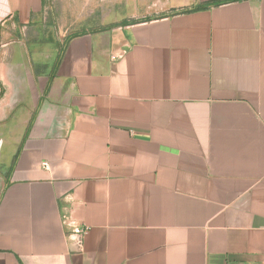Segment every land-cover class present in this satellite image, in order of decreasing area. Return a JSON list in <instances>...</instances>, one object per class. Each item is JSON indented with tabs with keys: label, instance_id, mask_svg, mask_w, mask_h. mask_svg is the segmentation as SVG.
Returning a JSON list of instances; mask_svg holds the SVG:
<instances>
[{
	"label": "crops",
	"instance_id": "crops-1",
	"mask_svg": "<svg viewBox=\"0 0 264 264\" xmlns=\"http://www.w3.org/2000/svg\"><path fill=\"white\" fill-rule=\"evenodd\" d=\"M49 2L0 0V264H264V0Z\"/></svg>",
	"mask_w": 264,
	"mask_h": 264
},
{
	"label": "rangeland",
	"instance_id": "rangeland-1",
	"mask_svg": "<svg viewBox=\"0 0 264 264\" xmlns=\"http://www.w3.org/2000/svg\"><path fill=\"white\" fill-rule=\"evenodd\" d=\"M43 32L51 40L100 27L114 13L113 0H50Z\"/></svg>",
	"mask_w": 264,
	"mask_h": 264
},
{
	"label": "built area",
	"instance_id": "built-area-1",
	"mask_svg": "<svg viewBox=\"0 0 264 264\" xmlns=\"http://www.w3.org/2000/svg\"><path fill=\"white\" fill-rule=\"evenodd\" d=\"M43 168H48V162H41ZM87 230V226L83 224H77L72 228L68 234V238L72 241L75 251H81L83 249V237Z\"/></svg>",
	"mask_w": 264,
	"mask_h": 264
}]
</instances>
